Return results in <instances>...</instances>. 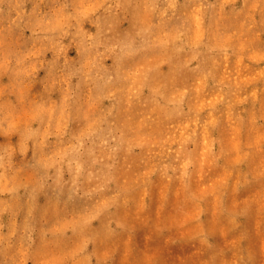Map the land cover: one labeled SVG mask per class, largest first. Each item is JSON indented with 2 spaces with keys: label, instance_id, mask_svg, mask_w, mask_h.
<instances>
[{
  "label": "rangeland",
  "instance_id": "rangeland-1",
  "mask_svg": "<svg viewBox=\"0 0 264 264\" xmlns=\"http://www.w3.org/2000/svg\"><path fill=\"white\" fill-rule=\"evenodd\" d=\"M0 264H264V0H0Z\"/></svg>",
  "mask_w": 264,
  "mask_h": 264
}]
</instances>
